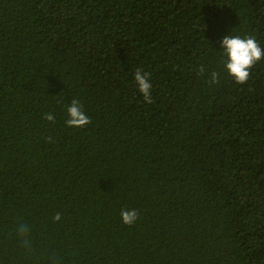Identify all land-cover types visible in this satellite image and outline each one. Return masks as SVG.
<instances>
[{
	"label": "trees",
	"instance_id": "1",
	"mask_svg": "<svg viewBox=\"0 0 264 264\" xmlns=\"http://www.w3.org/2000/svg\"><path fill=\"white\" fill-rule=\"evenodd\" d=\"M230 34L264 49V0H0V264H264V58L236 83Z\"/></svg>",
	"mask_w": 264,
	"mask_h": 264
},
{
	"label": "clouds",
	"instance_id": "2",
	"mask_svg": "<svg viewBox=\"0 0 264 264\" xmlns=\"http://www.w3.org/2000/svg\"><path fill=\"white\" fill-rule=\"evenodd\" d=\"M223 54L227 57L225 61V68L228 74L238 84H245L250 77V70L254 65L264 58V49L261 48L255 37L247 36L241 38L239 35H226L221 41ZM149 73L143 72L141 69H136L134 80L138 87V91L142 94L146 103H152L151 98V83L149 81ZM211 82L218 83V74L213 72L211 74ZM66 125L72 128H83L91 123L90 118L83 111L82 105L73 100L67 108ZM47 121H54L55 117L52 114L46 113L44 117ZM51 142V138H49ZM121 220L127 225H133L138 217L137 210L122 209ZM61 216L59 213L53 217L54 221H59ZM17 235L23 242L25 247L29 246V229L26 225H20L17 230Z\"/></svg>",
	"mask_w": 264,
	"mask_h": 264
}]
</instances>
